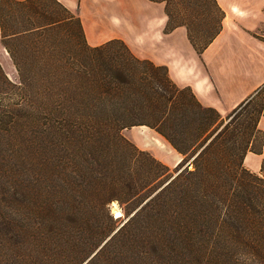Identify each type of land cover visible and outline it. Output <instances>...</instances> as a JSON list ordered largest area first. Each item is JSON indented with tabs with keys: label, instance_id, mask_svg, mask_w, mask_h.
Segmentation results:
<instances>
[{
	"label": "trees",
	"instance_id": "1",
	"mask_svg": "<svg viewBox=\"0 0 264 264\" xmlns=\"http://www.w3.org/2000/svg\"><path fill=\"white\" fill-rule=\"evenodd\" d=\"M147 1L198 55L220 33L216 0ZM0 42L19 77L0 67V143L35 179L21 170L1 192L16 200L3 205L0 264H264V159L259 174L244 166L264 149V85L222 118L121 40L90 47L57 0H0ZM133 127L182 156L174 175L124 138Z\"/></svg>",
	"mask_w": 264,
	"mask_h": 264
},
{
	"label": "crops",
	"instance_id": "2",
	"mask_svg": "<svg viewBox=\"0 0 264 264\" xmlns=\"http://www.w3.org/2000/svg\"><path fill=\"white\" fill-rule=\"evenodd\" d=\"M57 1L78 14L90 47L121 40L138 59L166 67L174 84L190 88L203 107L221 116L228 115L264 85V41L257 34L264 27V0H216L224 13L221 30L200 55L190 45L185 28L165 32L164 4L124 0L130 10L125 13L123 28L117 24L120 17L116 1L109 2L104 17L96 10V18L85 15L83 6L88 0H80L79 6L72 1L66 6ZM259 128L264 132V117ZM172 158L157 156L169 166Z\"/></svg>",
	"mask_w": 264,
	"mask_h": 264
},
{
	"label": "rangeland",
	"instance_id": "3",
	"mask_svg": "<svg viewBox=\"0 0 264 264\" xmlns=\"http://www.w3.org/2000/svg\"><path fill=\"white\" fill-rule=\"evenodd\" d=\"M70 1L76 4V6H79L80 0H61V2L65 4V6L68 5ZM110 1L111 0H88L87 3L84 4L83 6L86 17L87 16L95 17L94 13H96V10L97 12L102 13V16L104 17L103 13L108 11L110 7V3H109ZM113 1L114 2L116 1L115 6L117 9V14L120 17L119 20H117V24L121 25L124 28L126 26V21L124 20V16H125L126 11L130 10V5L128 3H125L124 0H113ZM74 14L78 16L76 12ZM127 26H128V29L130 30L131 25L129 22H127ZM167 27L168 25H167V18H166L165 29ZM257 34H258V38L264 41V27L260 29ZM198 41L199 40H196L197 48L201 47L200 44H203L206 41V38L202 39L201 42H198ZM0 67L3 71V74L8 79V81L14 84L15 83L18 84L19 77L16 72V69L12 64V61L10 60L9 55L7 54L5 49L2 47L1 42H0ZM255 104H262L263 109H264V91L258 97H256ZM226 116L224 115L221 117L225 118ZM122 135L130 143H132L138 150L148 153L156 161L164 165L169 170L170 174L174 175L175 168L177 167V165L181 162L183 158L182 156L177 154L171 148V146L162 137H160L155 131L147 127H133V128H129V129L122 131ZM56 145L57 144L54 141H51L50 146L51 148H53L52 150L56 148ZM161 155L162 157L164 155H167L169 157V160L171 159V156L173 157L172 163L170 166L167 164H164L159 159H157V156L161 157ZM263 159L264 158L261 156L248 154L247 158L244 161V166L250 172L259 174L260 165ZM19 160H20V157H19ZM19 160L16 157V150L12 145L0 143V220L1 221L5 219L6 215L9 213L6 209H4L3 205L5 203L9 204L8 201H11L12 203H14L16 200V197H13L11 194L9 195V197H3L1 192L3 190H5V193L9 191L11 193L14 191L18 183L21 182V178H22L20 177L21 170L23 172H26V175L24 176V184H32L35 181V179L32 176L33 171H32L31 165H29L28 162H26V165L23 170V167L20 164ZM50 161H52L55 164L58 162V166L61 165L59 161H56V158L54 157L53 153L50 156ZM176 162L178 163L174 165V163ZM188 170H192V167L190 166ZM56 181L59 183L61 182L57 178L55 179L50 178L48 182L49 184H52ZM113 209L115 210L117 209L118 211H120L121 214H122V210H121V207L115 202L109 206V215L115 221V227H116L115 229H118L126 221V218L122 214L121 218L116 219L112 212Z\"/></svg>",
	"mask_w": 264,
	"mask_h": 264
},
{
	"label": "bare ground",
	"instance_id": "4",
	"mask_svg": "<svg viewBox=\"0 0 264 264\" xmlns=\"http://www.w3.org/2000/svg\"><path fill=\"white\" fill-rule=\"evenodd\" d=\"M113 215H114V217L116 218V219H118V218H120L121 217V213H120V211H118L117 209L115 210V209H113Z\"/></svg>",
	"mask_w": 264,
	"mask_h": 264
}]
</instances>
